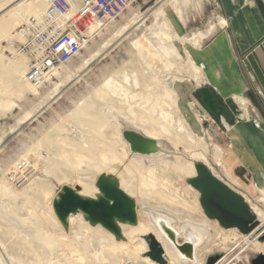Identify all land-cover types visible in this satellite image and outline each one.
Listing matches in <instances>:
<instances>
[{"label": "rangeland", "instance_id": "rangeland-1", "mask_svg": "<svg viewBox=\"0 0 264 264\" xmlns=\"http://www.w3.org/2000/svg\"><path fill=\"white\" fill-rule=\"evenodd\" d=\"M46 4L42 0H0V107L9 106V110L0 112V264H98L72 238L78 233L75 232L76 225L72 229L73 225L68 222L67 229L60 223L57 227L51 218V215L56 217L52 200L62 185H70L77 191L79 180L95 184L97 175L102 172V169L87 164L90 156L82 152H71L73 167L60 162L65 148L58 145L64 139L67 142L72 139L68 137H73L88 147L87 128L76 117L75 111L88 98L96 100L94 105L100 110L110 112V116L107 113L108 126L105 124L99 133H95L101 136L93 138L95 143L103 148L105 142L116 141V152L124 157L122 161L108 158L107 163L116 166V170L108 171L106 175L117 178L118 173L121 177H130L125 166L129 167V162L133 161L139 169L152 168L160 177L166 165H172L176 155H180L183 158L181 164L188 162L193 167L192 174L179 177L180 183L192 190L199 203L200 212H194L192 216H200L206 223L213 222L200 200L203 190L191 182L199 177L198 168L202 166L245 199L254 214L253 221H257L249 229L254 231L252 234L259 233L264 222L260 221L251 204L264 213V159L254 157L256 154L252 150L247 154L254 158L252 163L244 156L245 163L250 165L246 171H240L244 160L238 151L243 148L233 144V140L243 135L241 131L245 127L264 147V121L261 118L264 117V92L261 89L264 86V0H141L108 22L105 28L95 31L77 56L55 70L58 72H53L37 86H22L21 75L28 70V60L25 55H13L11 39L21 21L43 10ZM15 7L17 12L13 10ZM20 15L23 17H18ZM133 16L136 23L116 35L115 32ZM235 27L244 43L238 38ZM187 38L191 39L186 41ZM224 47L230 48V56L222 51ZM185 49L198 69L189 64ZM86 59L88 64L81 67ZM107 79L113 80L115 92L122 93L120 97L111 95L110 89L114 87H102ZM164 114L167 116L163 117ZM141 122L143 126H140ZM124 129H136L145 132L146 136H154L160 143L159 154L143 156L145 162L130 157L137 155L128 151L121 135ZM46 142L52 146L48 147ZM101 151L97 148L100 161ZM153 159L156 160L148 162ZM15 164L24 169L36 167L47 173L42 182L45 190L51 193V204L43 199L37 204L26 195L29 187L22 180L10 181L7 171ZM194 165H198L197 171ZM55 169L62 178L55 177ZM252 169L256 178L250 175ZM98 193L99 190L96 195ZM134 196L136 198L131 197L136 204L146 200L140 203L144 204L146 212L166 214L153 207L156 202L187 212L175 199L162 195L158 188L145 195L135 192ZM26 205L32 206V213L25 209ZM76 213L84 219L81 211ZM138 218L143 219L140 215ZM216 221L221 225L220 229L230 231L229 226ZM62 231L72 241L64 237ZM207 235L208 238L209 229ZM182 239V236L178 238L179 241ZM122 240L123 237L117 239ZM214 244L199 255L206 258L221 252L223 257L227 253V249H219ZM97 245L96 249L105 247ZM242 250L239 261L232 264H250L257 253H264L250 246ZM120 257L116 255L115 262L110 259L108 262L124 264L127 259ZM142 258L140 254L134 263L145 264ZM99 264L104 262L101 260Z\"/></svg>", "mask_w": 264, "mask_h": 264}, {"label": "bare ground", "instance_id": "bare-ground-1", "mask_svg": "<svg viewBox=\"0 0 264 264\" xmlns=\"http://www.w3.org/2000/svg\"><path fill=\"white\" fill-rule=\"evenodd\" d=\"M42 2H45V1L42 0ZM17 7H15L13 10L16 11ZM46 7H47V4L43 8V10H41L38 13L32 14V15L41 14L46 9ZM18 17L22 18L23 16L20 15ZM136 21H137L136 17L133 16L124 25H122L115 32V34L118 35V33L122 32L127 27H130L133 23H136ZM235 32L238 35V38L240 39V41L243 42L241 33L239 32L237 27H235ZM115 34H114V36H116ZM188 39H191V38H187L186 41H188ZM185 51H186L187 58H189V64L192 65L193 68L198 69L199 67L197 66V64L193 60L191 54H189L188 50L185 49ZM88 61L89 60L86 59L85 61L82 62V64H81L82 66L81 65L80 66L81 67L86 66L88 64ZM27 69H29V63L27 65ZM0 72H1V70H0ZM56 72H58V71H54V73H56ZM26 73L27 72H25L21 75V82H20L21 85L22 86L27 85V87H28V85H30L31 87H32V85L37 86V84H34V83L30 84V82L27 80V77H26L27 74ZM124 79H126V78H124ZM57 86H58V84H57ZM135 86H137V83H135ZM102 87H104V88L114 87V89H110L111 95H115L117 97H120V94H122L121 92H115L116 91V85H114L112 79L105 80L102 83ZM21 89H24V87ZM56 89L57 88H55L54 90H56ZM51 93L48 94L49 97H51L50 96ZM123 98H126V97L123 96ZM97 102H98V100H97ZM94 103H96V100L88 98V100H86L85 103H83V104L80 103L83 106L79 105L80 106V107L78 106L79 109L75 110V111H77L76 117L79 120H81L82 123H85V126L87 128L89 138H88V141H86V145L88 147H85V142H83L82 144H79L80 142L78 143L75 140H73V139H75L73 137H68V138H72V139H70L67 142L65 141L64 138H62V141H63V139H64V141L59 145L57 144L59 148H65V154L63 155L62 161H60V162L67 167L68 166L73 167L74 163L71 160V152L77 151V152H82V153L89 155L90 159L87 160V164H89L91 166H96V167L102 169V172H100V173H104V174L106 172L109 173L108 171L115 172L114 170H116V168H115L116 166L113 167V166L109 165L107 163L108 158L115 157L117 159H120V161H122L124 159V157H123V155H119L116 152V146H117L116 141L105 142V147H103V148L98 147V144L95 143L93 138H96L98 136V134H95V133H99L101 128L105 124L108 126L107 123L109 122V117H107L108 116L107 113L110 116V112L106 113L104 110H100L99 106L98 107H97V105L95 106ZM98 103H100V102H98ZM116 106H118V104ZM7 109L9 110V106L0 107V112L4 113L5 111H7ZM30 114H32V113H30ZM166 116H167L166 114L163 115V117H166ZM27 120H28V118H27ZM133 121H134V119H133ZM138 124H140V123H138ZM141 124H142V122H141ZM140 126H143V124ZM162 128H163V126H162ZM133 130H136V129H133ZM136 131H138V130H136ZM144 134H146V133L144 132ZM121 135H122V131H121ZM98 137H101V136H98ZM146 137L153 139L157 142V144H158L157 150L150 152V153H146V154L145 153H139L136 151H132L130 149L129 143L122 136V139L124 140V142L127 145L128 151L134 155H137V156L132 155L130 157L137 159V160H142L145 162V159L143 158V156L149 157V156H152L154 154H157L161 150L160 143H159L158 139H156V138H154V136H151L148 134ZM168 138L171 139V137H169V136H168ZM66 140H68V139H66ZM48 141H50V140H48ZM59 142H61V140ZM183 142H186V141H183ZM182 144H183V146L185 145V143H182ZM47 145H48V147L52 146V144H50V143H47ZM123 146H124V144H123ZM43 148H44V146H43ZM97 148L99 151L102 150L100 152L101 156H102L101 161L97 159V153H98ZM184 148H186V147H184ZM44 149L49 150L47 148V146ZM159 158L160 157H158L156 159H159ZM156 159L148 160V162L155 161ZM182 159H183L182 156L176 155V161L172 165L167 164L166 168L162 171V176H160V177L155 175V172L152 170V168H149L146 171L145 170L143 171V170L139 169L133 161H130L129 162L130 168L125 166V171L128 173V175L130 177L124 178V177H121L117 173L116 174L117 175L116 180L117 181L119 180L118 185L128 195H130L134 198H136L134 196L135 192H138V193L145 195L147 192H150L151 190L153 191L154 189L158 188V189H160V193L162 195L167 196L171 200L175 199L177 202H179L184 207V210L187 212H184L182 210L172 209L171 207H168V206L161 204L159 202H156L155 205L152 204L153 207H156L159 210L167 212L166 214L161 213V212L154 213L152 211L146 212L143 210L144 204H140V203H145L146 200H140L136 204V212H137V215H140L141 218H143V219L138 218L137 222L135 224L121 223V222L119 223V227H120L122 237H123L122 241H117V239H115L113 237V235H111V233L108 232L101 225L95 224V225L91 226L92 224L85 221L82 218L80 213H74V214H70L68 216L69 224L73 225L72 229H74V226L76 225L75 232H78V233L73 234L72 238L88 253V255L93 259V261H96L98 264L101 262V260L104 262V264L105 263L111 264L108 261L111 260V262L112 261L115 262L117 260L116 255L122 256V257H120V259H122V260L127 259V261H125L124 264L128 263L129 261L133 262L131 264H135L134 262L137 263L136 260H138V259H136V257L139 256L144 251H146V249H147V245H146L145 241L143 240V238L141 237V235L148 233V232L153 233L155 235V237L158 239V241H160V243L162 244L165 256L168 260L167 264H189V263L190 264H206V260L210 255H208L205 258V256H200L199 254H201L204 249H207V247L212 245V243H214V242H215L214 245H217L220 247L219 249H222V250L227 249V253L223 257H222L223 254L221 252L218 253V254H220L219 259L220 258L221 259L220 260L218 259L217 260L218 262L216 261L214 264H232V263H234V261H239V258L241 256L240 250L246 248L247 246H250L252 249H258V250L264 251V241L259 242V241H262L259 239V236L264 232V225L262 226V229L259 233L255 232L254 234H252L254 232V231H252V229H248L249 231H246L241 226L231 224L227 221H226L227 223H225V222L221 221L222 219L220 217H218L217 215L216 216L218 218H220L221 220H219L218 218H216L214 216L215 213L207 206V204L204 201V194L209 189L208 184H207L208 180H214V181L222 184L223 186L228 188L231 192H233L236 195L239 203L242 205L243 209L246 212V216L248 215V221L246 222L247 228H249L248 224L251 223L253 221V219L255 218L253 212L251 211L250 207L247 205L245 199H243L242 196L240 197L239 195H237L236 192L233 191L227 184H225L224 182L221 183L220 179L215 177V175L212 172H209L207 170H206L207 172H205L204 175H207L206 177L208 179L204 181V184H203V182L195 181V179L192 180L191 182L194 186H196V184H197L198 187H200L203 190V193H202L200 200H201L202 205L205 207L207 213L209 214L210 218L213 219L214 223L213 222L206 223L204 220H202V218L200 216H198V217H196V215L192 216L193 215L192 213L200 212V206H199L198 201L193 196L192 190L189 187L182 185L179 181V177L182 176L183 174L188 175V174H192V172H193V167L190 166L188 164V162L186 164H181ZM54 162H56V161H54ZM197 168H198V165H194V169L196 171H197ZM67 169L70 170L71 168H67ZM7 172L11 176L10 181H12V179L15 181L22 180L23 183L29 187V191H27L26 195L29 196L30 198L34 199L37 202V204L40 202V199H43L44 201L46 200V202H48V203L51 202V199H52V197L50 195L51 193L45 190L46 189L45 183L42 182L44 179L47 178V173L45 171L40 170L36 167H27L24 169L22 167V165L18 164L16 166H14L13 168L12 167L8 168ZM54 174H55V177L62 178V175L60 176L56 169L54 170ZM202 175L203 174L200 173L199 177H202ZM126 178H128V179H126ZM135 179L137 180V182L133 183V181ZM79 185H80V188H79V190H77V192L80 195L86 196V197H91V198L95 197L98 189L93 182L81 179V180H79ZM148 185L153 187L154 189L151 187H148ZM161 198H162V196H161ZM19 207H21V206H16L15 208L19 209ZM251 207L253 208L254 212L258 214L260 221L264 222V213L255 204H251ZM25 209L28 210L30 213H32V211H33L32 206H30V205H26ZM168 213L171 215H169ZM142 214H144L147 218H145ZM172 215H174V216H172ZM51 218H52L54 224L57 227H59L60 222L56 219V217L54 215H51ZM214 218L216 220H218L220 223L229 226L228 228H230V231H224V230L220 229L219 227L221 225ZM174 220L176 222H174ZM181 221H185V222L181 223ZM163 223L167 224V226L171 225L172 228L174 229V234H175V238L177 241L176 243L180 244V242L185 241V242H189L193 245L194 251H193V258L192 259L185 256V254H183L182 252H180V250H178V248L176 247L175 243L171 242L170 238L166 234V231H165L166 229L164 228ZM208 229L210 230V235L207 238ZM235 229H237L239 233ZM65 233L63 232V236L69 240L70 239V238H68L69 235L67 234L68 235V237H67V235ZM257 233H258V235H257ZM215 234L217 235V237H215ZM180 236H182L183 239L179 241L178 238ZM214 237H215V241H213ZM205 238H207V241L204 243ZM97 244L104 245L105 247H102L101 249L98 247V249H96V247L99 246ZM235 247H240V248L236 251L232 250ZM259 253H263V252H259ZM237 254H239V255H237ZM102 255H104V256H102ZM174 255L176 257V260H175ZM213 255H215V254H213ZM142 259H143L145 264H157L154 261H151L147 257H143Z\"/></svg>", "mask_w": 264, "mask_h": 264}, {"label": "water", "instance_id": "water-1", "mask_svg": "<svg viewBox=\"0 0 264 264\" xmlns=\"http://www.w3.org/2000/svg\"><path fill=\"white\" fill-rule=\"evenodd\" d=\"M122 136L129 143L130 149L139 153H150L158 149L155 140L150 139L142 133L133 129L122 130ZM198 172L203 174L197 177L195 181L204 182L208 178L204 175L205 167H199ZM209 189L204 194V201L207 206L223 221L243 227L248 231L257 221H252L249 228L246 227L248 215L239 203L236 195L222 184L214 181H207ZM95 185L99 193L95 198L80 195L70 185H62L58 189L57 196L52 200V208L60 224L68 228V216L78 211L83 213L84 219L90 224H100L110 233L119 239L122 233L119 223L135 224L137 222L136 202L120 186L113 175L100 173L96 177ZM166 234L171 242L175 243L180 252L189 258H193V245L189 242L176 243L174 229L163 223ZM145 240L147 249L142 254L157 264H167L162 244L151 232L141 235ZM264 241V232L259 236ZM220 257V254L210 255L206 264H214ZM250 264H264V253H257L250 260Z\"/></svg>", "mask_w": 264, "mask_h": 264}, {"label": "built area", "instance_id": "built-area-1", "mask_svg": "<svg viewBox=\"0 0 264 264\" xmlns=\"http://www.w3.org/2000/svg\"><path fill=\"white\" fill-rule=\"evenodd\" d=\"M44 1L46 9L22 21L10 44L13 55L27 57L26 77L34 84L77 56L95 31L141 0Z\"/></svg>", "mask_w": 264, "mask_h": 264}, {"label": "crops", "instance_id": "crops-1", "mask_svg": "<svg viewBox=\"0 0 264 264\" xmlns=\"http://www.w3.org/2000/svg\"><path fill=\"white\" fill-rule=\"evenodd\" d=\"M259 37V36H258ZM258 37L256 38V39H258ZM223 40H224V37L222 38ZM256 39L255 40H252L251 42H250V46L254 43V41H256ZM227 40V39H226ZM224 43V42H223ZM229 43H227V45H228ZM226 45V44H225ZM238 45V48H241L242 49V47L239 45V44H237ZM228 47H229V45H228ZM229 50H230V48H229ZM229 50H228V48H225L224 47V49L222 50V51H224L228 56H230V52H229ZM224 53V54H225ZM223 89V88H222ZM262 89V92H264V86H263V88H261ZM258 115H260L259 114V112H258ZM254 116L256 117V115H255V113H254ZM261 116V115H260ZM261 118L263 119V121H264V117L263 116H261ZM241 133L243 134L242 136H240L239 137V139L238 140H233L234 141V143L233 144H237V146H241V148H243V150L240 152V151H238L242 156H243V163H241L242 164V166L240 165V167H239V170L240 171H243V170H247V168H249V165H250V163H245V159H244V156H246V160H249L251 163H252V159H254L253 157H251L250 155H248L247 156V154H251V151L252 150H254V153L256 154V155H254V157H261V158H263L264 159V147L260 144V143H258L257 141H256V138L257 137H253V136H251V133H250V130L249 129H246L245 127L243 128L242 127V131H241ZM253 165V164H252ZM254 169H252V171H249L250 172V175H254L255 176V174H254ZM249 175V176H250ZM248 176V177H249ZM239 178H243V179H248L247 177H239ZM255 178H256V176H255ZM225 183V182H224ZM225 184H227V183H225ZM228 185V184H227ZM229 186V185H228ZM230 187V186H229ZM231 188V187H230ZM233 191H235V190H233ZM240 196V195H239ZM241 197V196H240ZM247 205H248V203H247Z\"/></svg>", "mask_w": 264, "mask_h": 264}, {"label": "flooded vegetation", "instance_id": "flooded-vegetation-1", "mask_svg": "<svg viewBox=\"0 0 264 264\" xmlns=\"http://www.w3.org/2000/svg\"><path fill=\"white\" fill-rule=\"evenodd\" d=\"M218 253H220V252H218ZM218 253H214V254H218Z\"/></svg>", "mask_w": 264, "mask_h": 264}]
</instances>
